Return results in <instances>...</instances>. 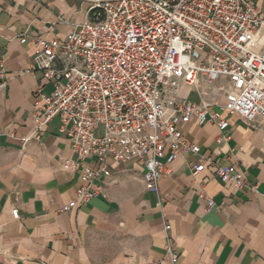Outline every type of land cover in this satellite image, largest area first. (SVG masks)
Masks as SVG:
<instances>
[{
    "label": "crops",
    "instance_id": "obj_1",
    "mask_svg": "<svg viewBox=\"0 0 264 264\" xmlns=\"http://www.w3.org/2000/svg\"><path fill=\"white\" fill-rule=\"evenodd\" d=\"M258 7L264 17V0ZM88 18V5L79 0H0V67L6 73L0 90V264H173L165 251L169 237L176 264H264V119L250 125L224 112L230 138L220 143L216 124L181 123L204 157L206 168L196 177L189 163L199 158L186 154L168 166L158 191H149L139 161L110 159L109 172L96 181L101 194L61 209L76 199L81 172L75 164L64 168L75 155L60 119L39 140L21 142L32 132L34 92L53 88L41 71L31 70V38L62 40ZM221 85L231 83L220 79L208 99L225 104ZM179 94L203 99L185 84ZM232 165L247 172L242 188L215 175V166Z\"/></svg>",
    "mask_w": 264,
    "mask_h": 264
},
{
    "label": "built area",
    "instance_id": "obj_2",
    "mask_svg": "<svg viewBox=\"0 0 264 264\" xmlns=\"http://www.w3.org/2000/svg\"><path fill=\"white\" fill-rule=\"evenodd\" d=\"M89 18L62 40L31 38L36 47L33 72L52 84L50 93L34 92L32 132L22 146L39 140L56 117L70 140L81 184L70 210L101 194L96 181L109 172L110 159L137 160L144 166L145 187L158 191L159 179L178 157L196 177L205 170L199 145L180 130L181 123L216 124L217 141L230 138L224 112L247 124L264 119V17L259 0H79ZM27 36L21 37L25 43ZM0 67V90L5 86ZM221 85L227 102L210 97ZM203 97H180L182 85ZM213 109V110H212ZM215 175L237 188L247 172L232 165L215 166ZM208 207L214 201L206 194ZM14 218L19 210L13 209ZM170 225L165 229L169 231ZM165 251L173 264L179 255L169 237Z\"/></svg>",
    "mask_w": 264,
    "mask_h": 264
}]
</instances>
